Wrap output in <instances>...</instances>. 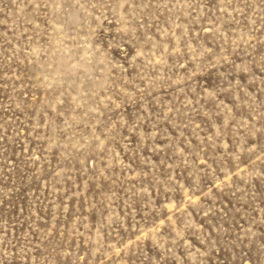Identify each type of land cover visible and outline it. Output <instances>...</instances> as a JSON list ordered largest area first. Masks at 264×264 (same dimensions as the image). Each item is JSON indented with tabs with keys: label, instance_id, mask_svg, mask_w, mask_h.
<instances>
[{
	"label": "rangeland",
	"instance_id": "374dc122",
	"mask_svg": "<svg viewBox=\"0 0 264 264\" xmlns=\"http://www.w3.org/2000/svg\"><path fill=\"white\" fill-rule=\"evenodd\" d=\"M0 264H264V0H0Z\"/></svg>",
	"mask_w": 264,
	"mask_h": 264
}]
</instances>
